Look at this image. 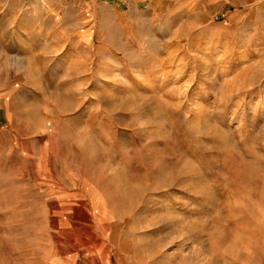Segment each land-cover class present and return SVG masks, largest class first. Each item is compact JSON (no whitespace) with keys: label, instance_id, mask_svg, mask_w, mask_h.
<instances>
[{"label":"rangeland","instance_id":"rangeland-1","mask_svg":"<svg viewBox=\"0 0 264 264\" xmlns=\"http://www.w3.org/2000/svg\"><path fill=\"white\" fill-rule=\"evenodd\" d=\"M0 264H264V0H0Z\"/></svg>","mask_w":264,"mask_h":264}]
</instances>
